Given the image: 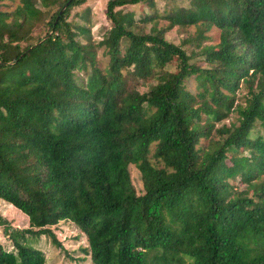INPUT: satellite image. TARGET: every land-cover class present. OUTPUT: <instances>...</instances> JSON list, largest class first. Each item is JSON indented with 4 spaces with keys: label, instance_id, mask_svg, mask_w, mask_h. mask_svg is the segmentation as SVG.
I'll use <instances>...</instances> for the list:
<instances>
[{
    "label": "trees",
    "instance_id": "1",
    "mask_svg": "<svg viewBox=\"0 0 264 264\" xmlns=\"http://www.w3.org/2000/svg\"><path fill=\"white\" fill-rule=\"evenodd\" d=\"M86 1L0 0V198L28 218L0 264H45L26 234L63 247L61 220L92 264H264V0H191L147 31L122 7L153 0H107L97 40L68 19Z\"/></svg>",
    "mask_w": 264,
    "mask_h": 264
},
{
    "label": "rangeland",
    "instance_id": "2",
    "mask_svg": "<svg viewBox=\"0 0 264 264\" xmlns=\"http://www.w3.org/2000/svg\"><path fill=\"white\" fill-rule=\"evenodd\" d=\"M19 0H5L2 9L12 10ZM106 3L107 0H87L83 5L75 7L71 11L70 21L75 24L86 27L90 31L91 39L97 40L102 36L104 28L109 27V20L106 16ZM153 5L146 2H139L132 5H125L122 7L124 12L131 11L134 15V20L139 28L147 31L152 26H166L169 23V15L179 7L191 6V0H153ZM195 25H189L185 28L180 27L178 24H173L165 31V37L174 42L180 43L183 37L195 33ZM206 38L202 39L203 44L214 43L218 41L219 28L212 26L206 32ZM77 39L84 40V36L78 34ZM192 47L191 44L185 46L187 50ZM100 66H104L107 61V54L104 52L103 47L97 50ZM194 58L193 60H197ZM82 74L79 75V77ZM84 76H82L83 78ZM191 92H195L198 88L193 78H190L186 84ZM246 89L241 87L237 95L242 99ZM236 113L231 112L228 117L222 122L229 123L231 120L236 121ZM219 125V123L217 124ZM260 133L264 132L263 128H258ZM254 133V130H253ZM154 144H151L148 158L151 163L162 166L161 161H158L153 156ZM229 163V162H228ZM131 175L134 184L139 185L138 175L139 171L134 164L130 165ZM238 177L236 178V180ZM234 181L237 186V181ZM241 189L243 184H238ZM23 228H28L27 216L17 209L12 204L0 198V242L3 247L10 249L12 247V240L10 234ZM57 239L61 242L63 247H59L54 243L49 236L40 235L39 237L33 236L29 233L26 234L28 242L39 249L44 254L45 264H92L89 256L82 250L86 247V237L80 232L79 228L69 221H59L56 225L52 226ZM83 258V259H82ZM183 264H191L188 258H184Z\"/></svg>",
    "mask_w": 264,
    "mask_h": 264
},
{
    "label": "water",
    "instance_id": "3",
    "mask_svg": "<svg viewBox=\"0 0 264 264\" xmlns=\"http://www.w3.org/2000/svg\"><path fill=\"white\" fill-rule=\"evenodd\" d=\"M64 8V7H63Z\"/></svg>",
    "mask_w": 264,
    "mask_h": 264
}]
</instances>
